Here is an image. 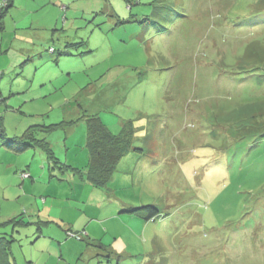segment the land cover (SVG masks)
<instances>
[{
	"label": "rangeland",
	"instance_id": "rangeland-1",
	"mask_svg": "<svg viewBox=\"0 0 264 264\" xmlns=\"http://www.w3.org/2000/svg\"><path fill=\"white\" fill-rule=\"evenodd\" d=\"M12 3L0 222H24L2 230L13 263L264 264V0ZM91 116L144 149L102 187L87 180ZM29 127L47 148L20 144ZM145 205L159 216L126 211Z\"/></svg>",
	"mask_w": 264,
	"mask_h": 264
},
{
	"label": "trees",
	"instance_id": "trees-1",
	"mask_svg": "<svg viewBox=\"0 0 264 264\" xmlns=\"http://www.w3.org/2000/svg\"><path fill=\"white\" fill-rule=\"evenodd\" d=\"M11 1L4 8L2 7L0 9V30L4 29L3 18L6 15L8 7L11 6ZM245 8L249 12L262 11L247 8L246 6ZM4 136V127L0 121V137L3 138ZM87 136V149L89 151V163L86 167L87 180L96 186H105L112 179L122 157L129 151L134 149L141 153L144 150L143 148H134L135 136L133 128L126 127L119 135H115L98 116H91L88 118ZM17 139L20 140L22 146L40 144L46 147L45 144L35 138L34 129H32V127H29L26 132ZM48 156L53 158V153L48 152ZM64 166L68 168L70 165L64 164ZM25 174V177H27V174L30 177L32 176L29 172ZM126 211L144 220H154L160 214L155 206L149 205L130 208ZM17 223L24 222L13 218L0 222V264H14L11 247L15 239L12 233L2 230H4L6 226Z\"/></svg>",
	"mask_w": 264,
	"mask_h": 264
},
{
	"label": "crops",
	"instance_id": "crops-1",
	"mask_svg": "<svg viewBox=\"0 0 264 264\" xmlns=\"http://www.w3.org/2000/svg\"><path fill=\"white\" fill-rule=\"evenodd\" d=\"M11 2H13V0H12ZM11 4H14V3H11ZM8 12H9V11H8ZM5 16H6V15H5ZM5 16H4V18H3V24H4V27H3V28H5V18H6ZM25 181H26V179H24V182H25ZM79 204H80V203H79Z\"/></svg>",
	"mask_w": 264,
	"mask_h": 264
},
{
	"label": "built area",
	"instance_id": "built-area-1",
	"mask_svg": "<svg viewBox=\"0 0 264 264\" xmlns=\"http://www.w3.org/2000/svg\"><path fill=\"white\" fill-rule=\"evenodd\" d=\"M1 6H2V5L0 4V8H1ZM27 175H28V174H27ZM75 235H76V234H75ZM77 236H78L79 238H82L80 235H77Z\"/></svg>",
	"mask_w": 264,
	"mask_h": 264
}]
</instances>
